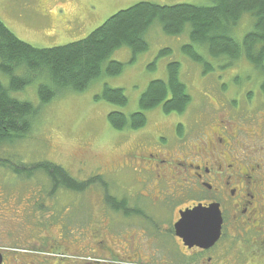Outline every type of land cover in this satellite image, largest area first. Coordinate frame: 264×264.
Wrapping results in <instances>:
<instances>
[{
  "label": "rangeland",
  "instance_id": "1",
  "mask_svg": "<svg viewBox=\"0 0 264 264\" xmlns=\"http://www.w3.org/2000/svg\"><path fill=\"white\" fill-rule=\"evenodd\" d=\"M141 1L145 0H0V18L22 40L36 47L49 48L88 36L117 11ZM147 1L162 5L191 3L198 6L216 2ZM75 17L80 22L74 28H69L73 25L67 26L64 20ZM250 21L251 16L244 15L233 28L231 37L242 40L247 32L254 29L253 22ZM146 41L149 43L147 50L137 53L134 60V54L128 46L116 49L110 60H118L124 64L123 70L115 75L104 72L94 78L83 91L66 89L48 103L39 100L36 81L18 91H12L15 98L31 101L39 112L28 133L0 146V236L4 229L13 227L9 222L15 217L13 215L22 214L16 213L17 209L29 206L31 212L26 210V216L34 212L30 204L38 200L41 194L43 202L44 199L53 201L51 212L56 217L62 213L67 215L65 205L74 198L96 202L99 201V195L106 191L98 182L91 184L84 192L74 193L61 189L51 196V181L44 171H33V175L27 177L28 170H25L26 174H18L15 169L30 168L33 163L47 160L62 165L82 181L101 174L103 181L107 183L108 193L121 195L140 190V178L135 177L133 169L125 167L117 171L123 163V154L129 152V161L136 166L139 161L134 153L132 155V149L143 141L147 140L146 143L150 144V141L159 140L160 134L157 132L161 129L170 138L167 147L162 148L173 150L177 143L174 138L177 134L174 122L186 124L190 131L188 137L193 142L201 137L204 141L207 140L213 129L219 130L222 123L226 131H238V139L244 142L248 140L247 133L252 128L258 130L255 125L259 124L258 119L254 121L255 117L252 115L254 112L264 113V94L260 89L264 74L260 69L247 59L235 60L231 66L227 57L212 58L207 49L196 45L195 49L213 66L211 71L205 72L204 64L193 61L182 50L184 44L191 42L188 32L179 36L167 35L159 21L150 27ZM162 49H169V52L162 54ZM170 61L181 63L180 78L187 84L192 96L187 110L176 116L155 108L147 112L148 122L140 130H115L107 119L108 113L120 110L128 115L138 111L140 95L149 86L148 83L159 78L167 79ZM0 80L6 87L9 85L8 75L1 69ZM105 84L123 88L128 97L127 104L115 105L107 100L97 99L96 96L102 93ZM199 125L204 127L200 128ZM239 127L244 130H237ZM242 141L243 148H247ZM69 213L70 216H78L81 212L78 208ZM54 217H50L55 222L52 227L57 228L59 221ZM20 232L23 234L22 229ZM66 257L79 264L91 260L87 253L68 254Z\"/></svg>",
  "mask_w": 264,
  "mask_h": 264
},
{
  "label": "flooded vegetation",
  "instance_id": "2",
  "mask_svg": "<svg viewBox=\"0 0 264 264\" xmlns=\"http://www.w3.org/2000/svg\"><path fill=\"white\" fill-rule=\"evenodd\" d=\"M79 22L64 20L69 28ZM254 113L258 130L246 132V142L222 122L210 138L193 142L186 124L174 122L177 143L167 151L162 147L170 138L159 130L152 145L146 140L132 149L136 166L128 152L117 169L136 172L138 192L103 193L96 202L74 198L65 205L67 215H56L57 228L53 201L43 202L42 194L28 216L29 206L14 210L22 214L2 231L0 264H79L66 255L84 253L91 260L80 264H264V113ZM78 208V216L69 215ZM198 208L216 217L178 230L182 213Z\"/></svg>",
  "mask_w": 264,
  "mask_h": 264
},
{
  "label": "trees",
  "instance_id": "3",
  "mask_svg": "<svg viewBox=\"0 0 264 264\" xmlns=\"http://www.w3.org/2000/svg\"><path fill=\"white\" fill-rule=\"evenodd\" d=\"M246 14L251 16L254 29L242 40L231 37L233 28ZM157 21L167 35L188 32L191 42L184 44L182 50L193 61L204 64L205 72L211 71L213 66L195 49L196 45L207 49L212 58L227 57L231 66L235 60L247 59L264 74V0H216L214 4L200 6L191 3L162 5L145 0L117 11L88 36L49 48L36 47L22 40L0 18V69L9 78L7 87L0 80V146L28 133L39 112L31 101L15 98L12 91L36 81L42 103L50 102L66 89L83 91L104 72L115 75L123 70L124 64L110 60L116 49L128 46L134 54L132 60L137 53L146 51L149 46L146 34ZM168 50L162 49L161 53H168ZM180 66L181 63L170 61L167 79L148 83L140 95L138 111L128 115L120 110L110 111L107 119L111 126L115 130H140L148 122L147 112L155 108H161L165 114L182 115L192 96L180 78ZM260 87L264 94V81ZM96 98L115 105L128 102L123 88L107 84ZM177 127L182 134V127ZM31 166L15 171L26 174L28 170L27 177H31L33 171H44L51 181V196L61 189L84 192L98 182L108 193L101 174L82 181L55 162L43 160Z\"/></svg>",
  "mask_w": 264,
  "mask_h": 264
},
{
  "label": "water",
  "instance_id": "4",
  "mask_svg": "<svg viewBox=\"0 0 264 264\" xmlns=\"http://www.w3.org/2000/svg\"><path fill=\"white\" fill-rule=\"evenodd\" d=\"M202 211L204 210H201L200 208H198L197 211H193V213H190V212H184L182 213V218L181 220L177 223V227H178V230H181V228L183 227H187V224L189 223L190 225H192L193 221L192 220H196L198 218H203V217H216L215 214L212 213V211L209 212V214H206V213H202ZM196 225H204V224H195ZM219 233V231H216V234ZM203 237L207 238L208 235L204 232L203 234ZM218 235V234H217Z\"/></svg>",
  "mask_w": 264,
  "mask_h": 264
}]
</instances>
